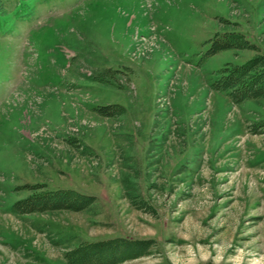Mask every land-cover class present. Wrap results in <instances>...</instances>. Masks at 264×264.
I'll use <instances>...</instances> for the list:
<instances>
[{"label": "rangeland", "instance_id": "obj_1", "mask_svg": "<svg viewBox=\"0 0 264 264\" xmlns=\"http://www.w3.org/2000/svg\"><path fill=\"white\" fill-rule=\"evenodd\" d=\"M230 32L264 54V0H0V264L114 238L153 242L121 264H264V99L211 88L256 54H211ZM37 184L95 202L13 213Z\"/></svg>", "mask_w": 264, "mask_h": 264}, {"label": "trees", "instance_id": "obj_2", "mask_svg": "<svg viewBox=\"0 0 264 264\" xmlns=\"http://www.w3.org/2000/svg\"><path fill=\"white\" fill-rule=\"evenodd\" d=\"M211 54L224 50H249L256 54L240 65L227 63L219 71V77L211 88L225 93L233 104L264 99V54L251 44L241 33L216 34L210 41ZM103 117H114L125 112L123 107L110 105L95 110ZM252 134H264V120L250 127ZM31 193L15 201L11 211L18 215L68 210L80 212L89 208L95 198L74 190L48 191L44 185L28 186ZM139 210L152 212L144 202L134 203ZM152 241L114 238L98 242H82L65 253L66 264H121L148 254Z\"/></svg>", "mask_w": 264, "mask_h": 264}]
</instances>
